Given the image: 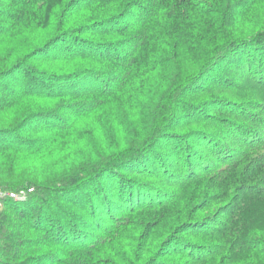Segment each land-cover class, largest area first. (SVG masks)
Returning <instances> with one entry per match:
<instances>
[{"label": "trees", "instance_id": "trees-1", "mask_svg": "<svg viewBox=\"0 0 264 264\" xmlns=\"http://www.w3.org/2000/svg\"><path fill=\"white\" fill-rule=\"evenodd\" d=\"M0 264H264V0H0Z\"/></svg>", "mask_w": 264, "mask_h": 264}, {"label": "built area", "instance_id": "built-area-1", "mask_svg": "<svg viewBox=\"0 0 264 264\" xmlns=\"http://www.w3.org/2000/svg\"><path fill=\"white\" fill-rule=\"evenodd\" d=\"M9 196L16 201H24L27 198V192L25 190H21L18 192H5L0 189V197Z\"/></svg>", "mask_w": 264, "mask_h": 264}]
</instances>
